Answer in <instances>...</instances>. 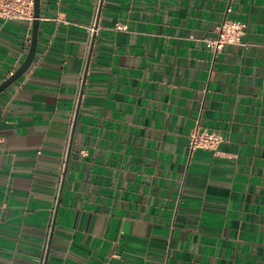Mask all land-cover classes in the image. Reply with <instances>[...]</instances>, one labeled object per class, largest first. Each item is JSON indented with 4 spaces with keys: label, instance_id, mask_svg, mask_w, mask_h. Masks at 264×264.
Returning <instances> with one entry per match:
<instances>
[{
    "label": "crops",
    "instance_id": "0c3cea01",
    "mask_svg": "<svg viewBox=\"0 0 264 264\" xmlns=\"http://www.w3.org/2000/svg\"><path fill=\"white\" fill-rule=\"evenodd\" d=\"M32 26L0 19V85ZM0 264H264V0H41L0 94Z\"/></svg>",
    "mask_w": 264,
    "mask_h": 264
},
{
    "label": "built area",
    "instance_id": "2783aa9c",
    "mask_svg": "<svg viewBox=\"0 0 264 264\" xmlns=\"http://www.w3.org/2000/svg\"><path fill=\"white\" fill-rule=\"evenodd\" d=\"M0 19L33 21L34 19V0H0ZM247 25L232 19L225 20L217 29V37L209 40L208 45L215 53L220 54L227 45H242L243 38L246 35ZM127 26L118 24L116 30L124 31ZM88 35L90 44L98 31V23L96 18L88 27ZM222 135L209 131L202 126H196L190 134L189 150L193 154L197 150H209L216 152L223 143ZM53 217V215H52ZM52 224V218L50 221Z\"/></svg>",
    "mask_w": 264,
    "mask_h": 264
},
{
    "label": "water",
    "instance_id": "95a60500",
    "mask_svg": "<svg viewBox=\"0 0 264 264\" xmlns=\"http://www.w3.org/2000/svg\"><path fill=\"white\" fill-rule=\"evenodd\" d=\"M40 15H41V0H34V19H33L32 36H31V43H30L28 55L25 61L23 62V64L19 67V69L0 85V94L8 87H10L12 84H14L19 78H21L32 66L37 53Z\"/></svg>",
    "mask_w": 264,
    "mask_h": 264
}]
</instances>
